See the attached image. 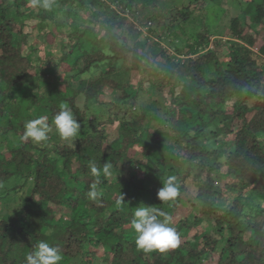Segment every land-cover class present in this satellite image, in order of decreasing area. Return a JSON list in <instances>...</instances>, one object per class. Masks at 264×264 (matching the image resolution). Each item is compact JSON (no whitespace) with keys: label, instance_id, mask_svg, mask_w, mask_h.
<instances>
[{"label":"trees","instance_id":"16d2710c","mask_svg":"<svg viewBox=\"0 0 264 264\" xmlns=\"http://www.w3.org/2000/svg\"><path fill=\"white\" fill-rule=\"evenodd\" d=\"M153 1L56 0L45 12L28 0H0V264H26L40 241L61 251V264L80 255L85 264H264V42L244 32L260 26L264 37V0L246 1L242 26L219 13L230 24L226 40L211 41L212 25L200 14L220 0L156 14L140 40L138 13ZM33 29L47 31L44 44L30 41ZM177 30L186 39L184 51L174 47L178 59L161 46L169 32L180 40ZM57 38L64 43L52 53ZM54 61L62 81H41L39 68L51 71ZM172 79H181L179 91ZM146 83L167 88L169 104L149 101V110L140 93L127 91ZM103 88L118 91V103L99 101ZM61 103L82 126L72 144L22 139L29 120L44 115L52 125ZM156 104L160 115L151 111ZM104 107L109 113L101 114ZM90 161L113 165L96 200L87 196L96 179ZM170 175L179 194L159 201ZM120 192L126 204H117ZM140 204L167 213L177 248H137L130 222ZM64 211L66 223L54 219ZM201 221L210 230L198 229Z\"/></svg>","mask_w":264,"mask_h":264},{"label":"clouds","instance_id":"9594fccd","mask_svg":"<svg viewBox=\"0 0 264 264\" xmlns=\"http://www.w3.org/2000/svg\"><path fill=\"white\" fill-rule=\"evenodd\" d=\"M28 6L51 12L57 4L56 0H28ZM47 121L48 117L44 115L27 121L22 139L40 144L46 142L49 134L55 131L62 140L73 142L80 133L81 124L66 103L59 105V111L54 116L52 125H49ZM88 167L91 175L96 179L91 184L87 196L89 199L96 200L100 196L98 190L100 178L111 176L113 165L105 161L101 167H98L95 162L90 161ZM179 190L177 177L170 175L162 182V187L157 192V199L163 202L172 201L178 196ZM117 204H126L125 196L121 192L118 195ZM170 220L167 213L155 206L143 204L136 206L130 226L135 233L137 248L145 252H165L177 248L180 244V235L177 229L171 226ZM25 259L26 264H61L63 256L57 247L50 246L46 241H40Z\"/></svg>","mask_w":264,"mask_h":264},{"label":"rangeland","instance_id":"374dc122","mask_svg":"<svg viewBox=\"0 0 264 264\" xmlns=\"http://www.w3.org/2000/svg\"><path fill=\"white\" fill-rule=\"evenodd\" d=\"M192 1V0H154L153 2H151V4L145 8L144 10H141L138 14H139V25H138V30L141 31L142 35L140 36V40H143L146 37L147 34V29L150 25L149 23V19L151 17H154L156 14H163V15H168L170 9H174V8H185L188 3ZM221 1V5L218 4H212V5H207L204 4L203 10L200 12L201 15L203 16V20L205 22L206 25L211 26V29L209 30V33L211 34V41L214 39H223L226 40V31L229 30L230 27V19L236 18L238 19L241 23L240 25L242 26V14H243V10L246 7V1L247 0H220ZM221 11L225 12L227 11L229 13V18H225V20L223 21V17H221V15H219V13ZM217 17V18H216ZM220 20V21H218ZM217 22L214 26L215 28H213V22ZM81 22H84L83 25H86L88 23H90L89 20H84L81 19ZM178 22L181 23L180 20H178ZM33 23V22H32ZM34 24V23H33ZM30 26V25H29ZM157 32L161 33V28H159V26L156 28ZM189 31H192L191 28H188ZM25 31H29V28L26 27ZM178 35L180 33V31H176ZM244 32H248L251 35H257L258 37H260L259 43L264 42V37L262 35V27L260 26H256L254 29H249V28H245ZM99 33V37H102L103 33L101 31H98ZM170 36L169 38H162L161 39V46L162 48L165 50V52L173 57H177L176 59H178L179 57L176 55V52L174 50V47H176L177 49L180 50H185V43H186V39L184 38V36H181L180 40H173L175 38L174 34H171V32H169ZM229 38V37H228ZM31 40H36L42 44H44L47 41V31H40L38 32L37 29H33L32 31V37L30 38ZM60 43H64L63 39L57 38L55 41V44L48 47L50 48V50L52 51V53H56L58 50V45ZM184 46V47H183ZM85 48L91 47V45L89 44H85L84 46ZM147 47V45H146ZM44 52V48L40 47L39 51L36 53V56H41L43 55ZM36 56H33V58H35ZM56 58V56H54ZM52 57L50 59V61L55 60V58ZM52 70L48 71V70H43V65L41 66V68H39L38 70V74L40 76L41 81L43 82H51L52 80H59L62 81V76L60 75V72L58 70V64L56 61L52 62ZM103 70H105V67H102ZM160 71H163V67L159 68ZM77 71L74 70L72 72H70V75H67V78L72 77L73 75H76ZM69 76V77H68ZM183 80V79H182ZM170 83H173L174 85H178L176 87V91H179L180 89V85H181V79L177 80V79H172L170 80ZM128 92H133V93H140L142 96L139 98V104H142L148 108L149 107V101H153V102H158L159 104L163 105H168L169 104V95H168V91L167 88H165L163 90V92H160L157 90V87L155 85H150L149 83H146L144 85V88L141 89L140 87H136L135 85H132L131 88L127 89ZM116 95H119V92H115L113 90H110L108 88H103L102 91L100 92L98 99L99 101H101L104 105L105 104H113V103H118V101H116ZM83 101H84V97L83 95L79 96L77 98V105L79 107L82 108L83 106ZM140 107V105H138ZM145 107V108H146ZM146 108V109H147ZM162 107H158L157 108V104L155 106L154 110H151L153 113L157 112L159 115L162 112ZM134 107L131 108L132 111ZM149 109V108H148ZM150 110V109H149ZM101 114H106L109 113V111L107 110L106 107H104L102 110ZM160 118V122L163 121V119L159 116ZM105 129L107 131V133L109 134V136L113 137L116 135V129L115 126L112 125H105ZM82 130V126L80 131ZM49 144L51 145V143H61V145L69 143L72 144L73 142H68V141H64L62 140L55 132L53 133V135L49 136V139L46 142L40 143V144H36L35 145L39 146V147H43L45 146V144ZM46 144V145H47ZM12 146H15L14 143L11 142ZM135 161V166L139 165L141 167V165L145 162V160L142 158V156L137 153L135 155L134 158ZM21 193H19L20 195ZM64 215H60L54 216V219H59L60 217H62L63 222H65L66 220H68V212L64 211L63 212ZM192 216H190L191 218ZM66 223V222H65ZM198 229H202V230H210V227H208L206 225V222L201 221V223H199L198 225ZM98 258V260L101 259L100 255L96 256ZM97 260V261H98ZM85 258L84 255H80V257L78 259H76L75 261H73L70 264H85ZM100 264H105V263H100Z\"/></svg>","mask_w":264,"mask_h":264}]
</instances>
